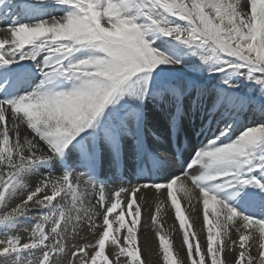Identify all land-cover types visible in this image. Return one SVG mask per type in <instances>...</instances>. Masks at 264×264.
<instances>
[{
    "label": "snow or ice",
    "instance_id": "1",
    "mask_svg": "<svg viewBox=\"0 0 264 264\" xmlns=\"http://www.w3.org/2000/svg\"><path fill=\"white\" fill-rule=\"evenodd\" d=\"M147 192L161 264H264V0H0V264H146Z\"/></svg>",
    "mask_w": 264,
    "mask_h": 264
},
{
    "label": "bare ground",
    "instance_id": "2",
    "mask_svg": "<svg viewBox=\"0 0 264 264\" xmlns=\"http://www.w3.org/2000/svg\"><path fill=\"white\" fill-rule=\"evenodd\" d=\"M192 139L193 140L195 139V136L194 135H193ZM145 196H146V199H147L148 203L144 206V209L145 210L142 211V225L143 226L141 227L140 231L138 232V235H139L138 238L139 237L144 238V237H142L143 234L144 233L147 234L148 232H150L151 234H153L152 236H155V231L152 228L151 220H150V215H149V212H148V208L149 207H151V209L154 211V207H155V205H154V199H155V196H154V193L153 192H147V193H145ZM183 203L186 204V202H183ZM160 221L163 224L164 230L166 232H170L171 233V237L173 239L174 246L177 249H179V247L181 245L180 239H182V237L180 235V232L178 231V228H177L178 223H176L175 220H174V211L171 210L170 204L167 206V210L161 213V215H160ZM200 227H201V224L198 222L196 224L197 231H199ZM89 239H91V236H89ZM152 239L153 238L151 237V240ZM145 242H146V240L145 241L144 240H142V241L139 240L138 246L141 247L142 251L144 252L143 253V258L145 260H148L150 258H147V256H146L147 255L146 252L148 250L146 252L144 250L145 249V246H144L145 245ZM107 247H110V246H107ZM150 260H152V259H150ZM153 261H156L155 263H158V264L161 263L160 260H159V257L158 258H154L153 257ZM149 264H150V262H149ZM152 264H153V262H152Z\"/></svg>",
    "mask_w": 264,
    "mask_h": 264
},
{
    "label": "rangeland",
    "instance_id": "3",
    "mask_svg": "<svg viewBox=\"0 0 264 264\" xmlns=\"http://www.w3.org/2000/svg\"><path fill=\"white\" fill-rule=\"evenodd\" d=\"M177 228H178V231H179V226H177ZM153 234H151L150 232H148L147 234H143V236L142 237H144V238H141V237H139L138 238V244H139V240L140 241H142V240H146V242H145V252H146V256H147V258H150V259H152V260H150V259H148V260H145L144 258H143V251H142V259H144V261L146 262V264H149V262H150V264H152V262H153V264L156 262V261H153V257L154 258H158L159 257V255H158V239L156 238V236H152ZM139 236V235H138ZM147 236V237H146ZM151 237L153 238L152 240H151ZM148 240V241H147ZM180 242H182V239H180ZM150 246V247H149ZM149 247V248H148ZM106 248H107V246H106ZM141 248V247H140ZM148 248V249H147ZM150 249V250H149ZM142 250V249H141ZM155 264H158V263H155ZM161 264V263H160Z\"/></svg>",
    "mask_w": 264,
    "mask_h": 264
}]
</instances>
